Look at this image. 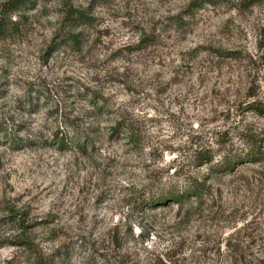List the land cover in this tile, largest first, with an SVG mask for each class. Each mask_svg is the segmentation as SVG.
Instances as JSON below:
<instances>
[{
  "label": "rangeland",
  "instance_id": "obj_1",
  "mask_svg": "<svg viewBox=\"0 0 264 264\" xmlns=\"http://www.w3.org/2000/svg\"><path fill=\"white\" fill-rule=\"evenodd\" d=\"M14 1L0 264H264V0Z\"/></svg>",
  "mask_w": 264,
  "mask_h": 264
},
{
  "label": "trees",
  "instance_id": "obj_2",
  "mask_svg": "<svg viewBox=\"0 0 264 264\" xmlns=\"http://www.w3.org/2000/svg\"><path fill=\"white\" fill-rule=\"evenodd\" d=\"M27 0H17L10 4V9H15L21 6V4L26 3ZM211 1V0H209ZM8 16L6 14L0 16V33H4L5 28L7 25H5V18ZM9 18V17H8ZM4 22V23H3ZM258 152V153H257ZM260 153V154H259ZM263 153V152H262ZM259 152V150L251 151L245 155L241 154H235L232 157L225 156L219 163L216 165L218 167V170L220 172H227V171H233L234 168L241 164V163H257L264 160V154ZM206 157V156H205ZM211 158H206L205 163L211 162ZM205 184L203 182H199L198 180L191 182L189 186H187L182 191H171L170 193L159 194L157 196H153L149 199H147V203H150L152 205L155 204H165L168 201H182L186 198L192 197V196H199L205 192Z\"/></svg>",
  "mask_w": 264,
  "mask_h": 264
}]
</instances>
